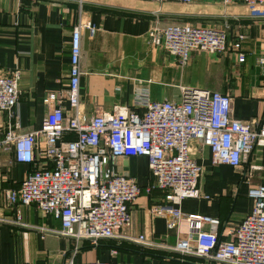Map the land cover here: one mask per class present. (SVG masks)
<instances>
[{
	"label": "crops",
	"instance_id": "0c3cea01",
	"mask_svg": "<svg viewBox=\"0 0 264 264\" xmlns=\"http://www.w3.org/2000/svg\"><path fill=\"white\" fill-rule=\"evenodd\" d=\"M133 3L82 0L79 6L58 0H0V75L20 74L15 108L18 132L39 130L49 111L43 99L48 93L66 89L70 35L77 22L97 28L92 37L87 29L81 35V119L88 121L115 106L142 113L145 99L178 102L181 88L227 94L234 120L261 118L264 67L257 60L264 56V6H225L221 0H195L191 5L158 4L154 13L141 15ZM155 17L160 25L181 18L234 20L229 38L245 36L241 45L245 60L239 63L230 51L218 56L193 51L188 63L180 67L174 57L151 44L149 31ZM64 107L69 116L66 102ZM1 119L4 125L6 118ZM190 154L202 166L201 197L182 200L180 210L185 215L218 218L219 238L227 239L228 232L251 208L247 189L264 184V149H255L241 168L212 166L209 150L195 142ZM34 158L37 162L38 151ZM35 167L16 163L12 148L0 151V264H64L75 248L72 239L54 232L60 229V223L51 214L33 204L11 206L6 199L7 191L17 188ZM116 169L134 178L142 189L131 205V226L121 230L122 236L102 239L95 246L83 242L77 248L76 262L100 259L111 264H197L175 255L170 248L185 237V222L171 227L166 217L150 212L151 205L164 202L165 192L153 189L146 193V186L152 182L147 160L122 159ZM140 234L146 243L128 238Z\"/></svg>",
	"mask_w": 264,
	"mask_h": 264
},
{
	"label": "built area",
	"instance_id": "2783aa9c",
	"mask_svg": "<svg viewBox=\"0 0 264 264\" xmlns=\"http://www.w3.org/2000/svg\"><path fill=\"white\" fill-rule=\"evenodd\" d=\"M58 1L82 4V0ZM145 1L188 5L195 0ZM221 2L225 6H264V0ZM83 29L91 37L97 30L94 25H73L68 85L43 99L49 111L39 130L17 131L15 108L20 74L16 71L0 75V151L12 148L16 163L37 166L27 172L17 188L7 191L9 204H33L59 221L60 229L54 232L75 244L64 264H111L100 259L78 263L77 248L83 242L95 246L102 239L122 236L121 230L131 226V205L142 189L116 166L122 159L144 157L152 177L146 193L153 189L165 192L164 202L150 206L151 214L166 217L171 227L180 221L186 224L185 237L170 247L175 255L193 259L197 264H264V184L247 189L251 208L228 232L227 239L219 238L218 218L185 215L179 207L186 198L201 197L202 166L190 154L192 143L209 150L212 166L241 168L255 149H264V113L257 121H237L231 118L232 101L227 94L181 88L178 102L145 99L142 113L115 106L85 121L79 110ZM230 33L227 23L220 27L160 25L155 17L149 38L154 47L174 57L180 67L188 63L193 51L213 56L230 51L243 63L246 54L241 45L245 36L236 34L229 38ZM257 61L264 67V56ZM261 79L264 82V70ZM64 102L71 112L69 116L65 114ZM128 238L146 243L142 234Z\"/></svg>",
	"mask_w": 264,
	"mask_h": 264
},
{
	"label": "rangeland",
	"instance_id": "374dc122",
	"mask_svg": "<svg viewBox=\"0 0 264 264\" xmlns=\"http://www.w3.org/2000/svg\"><path fill=\"white\" fill-rule=\"evenodd\" d=\"M168 3H173V4H180V3H174V2H168ZM159 3L156 2H150V1H145V0H134L133 6H134V10L137 11L138 13H142L141 15H149L151 13H154L153 10L156 9V6ZM192 4V3H191ZM188 4V5H191ZM183 5V4H181ZM234 5V4H233ZM178 19L175 21H171V23H176V24H184V23H188L191 24L192 26H215V27H220L222 26L224 23H227L228 25H230V29L232 31H234V20H227V19H222L220 22L218 20H213V19H202V18H196V21H191L192 19L190 18H186V19ZM165 23H167V21H165Z\"/></svg>",
	"mask_w": 264,
	"mask_h": 264
},
{
	"label": "trees",
	"instance_id": "16d2710c",
	"mask_svg": "<svg viewBox=\"0 0 264 264\" xmlns=\"http://www.w3.org/2000/svg\"><path fill=\"white\" fill-rule=\"evenodd\" d=\"M84 243H85V242H84ZM86 246H91V245H89L88 242H86Z\"/></svg>",
	"mask_w": 264,
	"mask_h": 264
}]
</instances>
